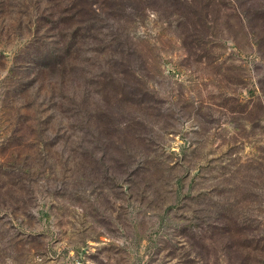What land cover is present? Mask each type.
<instances>
[{
    "label": "rangeland",
    "instance_id": "rangeland-1",
    "mask_svg": "<svg viewBox=\"0 0 264 264\" xmlns=\"http://www.w3.org/2000/svg\"><path fill=\"white\" fill-rule=\"evenodd\" d=\"M17 2L0 0V264H264L245 246L264 237V46L243 16L264 0H146L123 21L145 106L89 84L78 121L50 106L54 73L13 66L44 28Z\"/></svg>",
    "mask_w": 264,
    "mask_h": 264
},
{
    "label": "trees",
    "instance_id": "trees-1",
    "mask_svg": "<svg viewBox=\"0 0 264 264\" xmlns=\"http://www.w3.org/2000/svg\"><path fill=\"white\" fill-rule=\"evenodd\" d=\"M21 1L23 0L17 3ZM128 1L130 0H36L37 9L43 7V17L39 15L36 19L38 25L44 27L43 34L38 35L35 31L31 37L24 39L20 47H16L18 60L13 66L25 70L29 69L26 65H31L36 74L54 73L59 92L53 97L50 106L53 110L66 115L70 121L83 118L82 112L85 111L88 100L89 84H94L98 93L108 89L105 96L107 98L114 96L117 103L122 100L126 103L127 100L139 106L146 104L143 95L147 90L134 83L137 78L136 72L129 67V59L123 58L129 55L127 53L131 49L128 42L130 40L128 26L123 21L127 19L132 21L134 13L143 9L142 3L146 4V0H132L133 4ZM145 7L149 6L146 4ZM29 16L27 9L21 15L26 17L23 26L25 33L26 31L29 33ZM243 16L258 48L264 46V6L260 3L256 5L249 3ZM86 53L92 56L82 58ZM87 65L94 66L97 71L91 73ZM120 66L125 68L119 69ZM86 73H89L87 77ZM90 73L91 76L88 78ZM75 80H78L77 85ZM67 84L70 88L65 87ZM110 87H113L112 90ZM53 117H57V113L51 114L50 118ZM95 122L97 123V117ZM78 125V129L81 130L85 127L86 121L79 122ZM96 127L98 129L99 124ZM222 217L231 224L228 227L227 222H224V225L218 228L223 232L236 233L238 224L242 226L238 218L220 214L219 219ZM246 240L248 242L245 244L246 247L263 250L260 254H264V237H246Z\"/></svg>",
    "mask_w": 264,
    "mask_h": 264
}]
</instances>
